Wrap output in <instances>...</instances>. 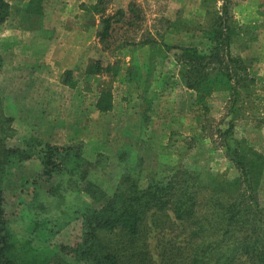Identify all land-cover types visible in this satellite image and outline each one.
Masks as SVG:
<instances>
[{"label": "rangeland", "instance_id": "obj_1", "mask_svg": "<svg viewBox=\"0 0 264 264\" xmlns=\"http://www.w3.org/2000/svg\"><path fill=\"white\" fill-rule=\"evenodd\" d=\"M4 1L9 16L0 25V116L9 119V136L0 133L3 147L22 148L29 138L71 146L86 160L98 161L96 171L109 190L124 175L136 177L139 186L149 179L167 181L183 170L236 175L220 141V130L233 115L234 133L264 154V0H229L237 32L231 52L255 76L250 93L237 102L240 112L232 115L226 91L197 105L195 93L178 76V48L208 51L205 10H220L222 0H110L105 16L118 10L126 15L116 16L107 49L97 35L101 16L83 10L95 0H44L41 23L22 19L27 0ZM129 4L139 11L131 25ZM90 60L114 66L117 74L86 75ZM68 70L75 88L61 82ZM105 84L112 107L100 112L95 102ZM38 164L37 159L24 162L4 179L11 231L38 245H73L80 223L66 208L81 207L84 197L78 204L69 197L67 206L51 196L56 179L38 177ZM22 179L29 183L23 186ZM60 192L68 194L66 188ZM35 220L47 221L46 234L49 228L55 233L47 240L44 231L31 234L28 223Z\"/></svg>", "mask_w": 264, "mask_h": 264}, {"label": "trees", "instance_id": "obj_2", "mask_svg": "<svg viewBox=\"0 0 264 264\" xmlns=\"http://www.w3.org/2000/svg\"><path fill=\"white\" fill-rule=\"evenodd\" d=\"M222 1L220 10H205L207 23L202 33L211 44L208 51L178 46V76L195 93L197 105L213 92L226 91L232 115L240 112L237 102L241 94L250 93L255 76L231 52L237 32L229 11L230 2ZM109 3L110 0H95L83 6L85 12L101 16L97 35L105 49L109 47L112 26L119 20L116 16L126 15L118 10L105 16ZM127 10V22L131 25L139 11L134 4H129ZM8 16L9 5L0 0V25ZM21 16L23 20L41 23L44 0H27ZM1 64L0 56V69ZM85 74L113 78L117 69L90 60ZM61 82L75 88L77 80L72 70L64 73ZM107 86L98 91L95 102L100 112L112 107ZM8 123V118L0 116V133L4 137L9 136ZM233 129L234 115L225 129L220 130V141L236 175L214 174L207 169L183 170L167 181L149 179L145 186H139L136 177L124 175L112 190L104 187L96 171L98 161L86 160L71 146L29 138L22 148H9L3 147L0 140V264H72V259L78 264H264V154L246 138H239ZM33 159L39 162L38 177L56 179L49 190L51 196L67 201V206L69 197L74 204H78L80 196L85 199H80L81 207L66 208L73 213L70 219L80 223L81 234L73 245H38L30 237L20 239L11 231L4 207L3 182L7 172L10 174ZM21 183L24 186L29 181L22 179ZM64 184L68 186L63 187ZM61 188H66L68 194H61ZM45 225L47 221L35 220L28 223V230L38 234L45 230ZM43 233L47 240L55 232L49 228L47 234Z\"/></svg>", "mask_w": 264, "mask_h": 264}]
</instances>
